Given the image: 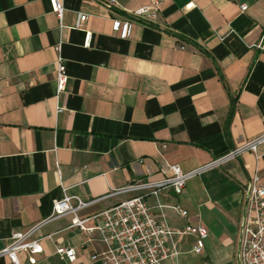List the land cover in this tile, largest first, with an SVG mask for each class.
<instances>
[{"label":"crops","instance_id":"0c3cea01","mask_svg":"<svg viewBox=\"0 0 264 264\" xmlns=\"http://www.w3.org/2000/svg\"><path fill=\"white\" fill-rule=\"evenodd\" d=\"M154 1V24L132 20L127 35L114 27V17ZM62 2L60 27L52 0H0V250L11 231L48 217L63 188L91 201L79 218L144 195L162 220L145 190L112 188L167 176L170 164L202 166L264 132V0H120L114 11L97 0ZM78 12L88 15L80 27ZM58 44L68 79L56 100ZM257 154L202 170L178 195L159 192L170 229L208 230L200 254L195 235L174 233L178 254L163 264H235L243 189L256 164L264 183V144ZM176 202L187 216L170 207ZM71 220L67 213L40 227L34 264H102L90 259L103 249L98 234ZM57 246L75 248L76 259H60ZM0 264L12 263L0 255Z\"/></svg>","mask_w":264,"mask_h":264},{"label":"built area","instance_id":"2783aa9c","mask_svg":"<svg viewBox=\"0 0 264 264\" xmlns=\"http://www.w3.org/2000/svg\"><path fill=\"white\" fill-rule=\"evenodd\" d=\"M97 1L110 11H114L120 6V0ZM52 4L60 27H62L63 2L62 0H52ZM240 8L244 10L246 4H242ZM157 9L158 3L154 1L150 6L128 10L127 16L113 18L114 27L119 28L121 26L122 34L127 35L132 20H142L147 24H154L157 18ZM87 17L86 13L78 12L75 26L80 27ZM90 44L91 32L85 31L83 46L89 47ZM54 48L58 52L54 78L55 98L58 100L59 95L65 90L68 74L64 60L59 54V44L55 45ZM64 109V106L58 104L56 111L59 113ZM262 144H264V132L241 142L224 155L202 166L184 171L177 164H170L167 166L170 172L167 176L158 179H140L126 186L112 188V191L115 192L145 190L148 195L155 197V207L161 213L162 220H158L154 216L152 207L146 202L144 195L122 200L90 217L79 218L76 215L77 210L86 207L91 201L82 199L78 195L67 194L66 188H63V196L54 199L52 202L51 214L32 224L26 230L11 231L6 244L0 250V255L7 256L12 264H21L19 254L25 253L29 264L36 263L37 255L43 250L42 237L37 235L38 230L49 220L67 213L72 214L70 227H77L88 234L92 232L98 234L103 249L91 254L90 259L99 260L102 264H163L166 258L176 257L178 254V250L172 242L174 233L195 235L196 243L192 251L200 254L204 248V239L208 235L206 226L201 223H188L181 230L170 229L163 214V208L166 205L159 200V192L171 188L178 195L182 193L186 181L202 170L239 158L246 152L253 153L256 161H258L257 149ZM57 172L60 175L58 167ZM170 207L182 216L188 214V211L178 202ZM89 220L93 221V225L87 226L85 224ZM237 235L238 248L234 255L235 264H264V183L261 181L257 164L243 189V212L238 224ZM55 253L60 259L66 260L68 263H72L76 259V250L73 247L57 246Z\"/></svg>","mask_w":264,"mask_h":264},{"label":"trees","instance_id":"16d2710c","mask_svg":"<svg viewBox=\"0 0 264 264\" xmlns=\"http://www.w3.org/2000/svg\"><path fill=\"white\" fill-rule=\"evenodd\" d=\"M232 112H233V103L230 106L229 114H231Z\"/></svg>","mask_w":264,"mask_h":264}]
</instances>
